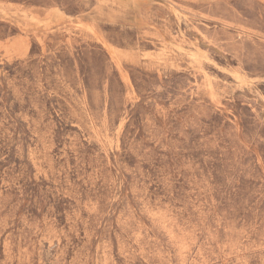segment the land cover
Wrapping results in <instances>:
<instances>
[{
  "label": "rangeland",
  "instance_id": "374dc122",
  "mask_svg": "<svg viewBox=\"0 0 264 264\" xmlns=\"http://www.w3.org/2000/svg\"><path fill=\"white\" fill-rule=\"evenodd\" d=\"M0 264H264V0H0Z\"/></svg>",
  "mask_w": 264,
  "mask_h": 264
}]
</instances>
